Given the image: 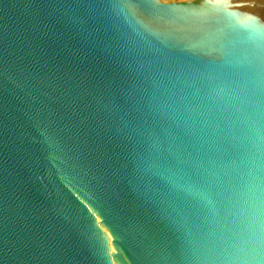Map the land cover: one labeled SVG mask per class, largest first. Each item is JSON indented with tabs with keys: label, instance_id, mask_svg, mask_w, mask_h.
Returning a JSON list of instances; mask_svg holds the SVG:
<instances>
[{
	"label": "water",
	"instance_id": "water-1",
	"mask_svg": "<svg viewBox=\"0 0 264 264\" xmlns=\"http://www.w3.org/2000/svg\"><path fill=\"white\" fill-rule=\"evenodd\" d=\"M0 264H264V0H0Z\"/></svg>",
	"mask_w": 264,
	"mask_h": 264
}]
</instances>
